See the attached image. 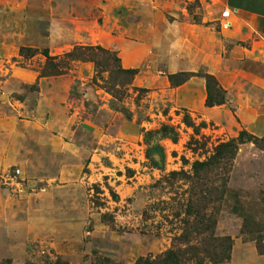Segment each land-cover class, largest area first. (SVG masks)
<instances>
[{"label": "rangeland", "instance_id": "374dc122", "mask_svg": "<svg viewBox=\"0 0 264 264\" xmlns=\"http://www.w3.org/2000/svg\"><path fill=\"white\" fill-rule=\"evenodd\" d=\"M0 2V264H194L227 239L222 264H264V143L237 142L264 139V66L214 62L188 31H222L221 0ZM98 46L131 85L104 54L65 58Z\"/></svg>", "mask_w": 264, "mask_h": 264}, {"label": "crops", "instance_id": "0c3cea01", "mask_svg": "<svg viewBox=\"0 0 264 264\" xmlns=\"http://www.w3.org/2000/svg\"><path fill=\"white\" fill-rule=\"evenodd\" d=\"M129 4L132 5L127 10H131L132 14L136 13L139 16V7H135L131 2ZM129 8L131 9L129 10ZM224 10L230 11L228 20L221 18ZM217 18L222 22V31L218 33L196 26H192L188 30L190 37L199 43L204 51L212 50L213 53L216 51L212 61H224L222 54L224 56L226 53L227 61L237 63L242 67L251 64L264 66V0H221ZM223 24H227L228 27L224 28ZM227 43H232L234 46L225 50L224 46ZM138 59L140 58H134V63L138 62ZM209 64V75L223 84L224 76H220L215 64ZM248 79L256 82L257 77L250 73ZM261 85L264 87V84Z\"/></svg>", "mask_w": 264, "mask_h": 264}, {"label": "trees", "instance_id": "16d2710c", "mask_svg": "<svg viewBox=\"0 0 264 264\" xmlns=\"http://www.w3.org/2000/svg\"><path fill=\"white\" fill-rule=\"evenodd\" d=\"M36 52H32V50L22 48L20 49V56H28L32 57ZM44 56L48 61L54 60V58H50L48 56V52L44 51ZM86 53H90L93 58L94 55L98 54H104L107 58V62L109 61L113 63L114 69L110 70L109 72L114 75L115 79L120 80L121 86H128L131 85L134 77L137 75L136 70H122L120 67V60L117 58V55L115 53H111L108 51H105L104 49L98 47H89V48H83L78 47L74 49L71 53H68L65 55V58H68L70 60H79L84 61L83 56L86 55ZM92 59V58H91ZM90 62L95 63L96 69H99L100 65L99 63L95 62V60H91ZM95 59V58H94ZM50 65H48V68ZM107 69H109V66L107 64ZM107 72V70L105 71ZM205 80V87H206V107L213 108V107H220L226 104V92L223 90V88L219 85L218 81L211 75L206 74L203 76ZM176 77L172 76L170 77V82L175 84ZM114 90V88H107V91L111 93ZM195 133H198V129L194 130ZM237 142L239 144H246L252 142L255 146H259L260 144L264 143V139H258L253 136L247 135L245 132H241ZM232 145L228 144L224 146V148H230ZM223 148V147H222ZM264 149V147H262ZM221 150V149H219ZM158 152H161V150L157 149ZM153 151L148 152V158L151 157ZM152 165L155 167H158L157 163L154 162L152 159L150 160ZM219 247H212V251L207 248L206 246L202 248V250H199L197 248H191V259L194 264H204L205 262H210L213 264H222L224 262H227L228 259H230V253H231V243L230 241L223 240L220 243ZM184 259V255L179 254L178 251L171 250L163 255H161L159 258H156L154 261L145 260L140 262V264H182ZM55 264H61L59 262H56ZM64 264V263H63Z\"/></svg>", "mask_w": 264, "mask_h": 264}, {"label": "built area", "instance_id": "2783aa9c", "mask_svg": "<svg viewBox=\"0 0 264 264\" xmlns=\"http://www.w3.org/2000/svg\"><path fill=\"white\" fill-rule=\"evenodd\" d=\"M229 17H230V11H224L222 14H221V18L223 19V20H228L229 19ZM223 27L224 28H227L228 27V25L227 24H223Z\"/></svg>", "mask_w": 264, "mask_h": 264}]
</instances>
